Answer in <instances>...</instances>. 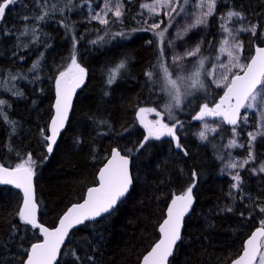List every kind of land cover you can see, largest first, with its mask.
<instances>
[{
    "label": "trees",
    "instance_id": "1",
    "mask_svg": "<svg viewBox=\"0 0 264 264\" xmlns=\"http://www.w3.org/2000/svg\"><path fill=\"white\" fill-rule=\"evenodd\" d=\"M148 1L127 0L123 16L113 22L110 15V23L103 25L87 17L88 4L98 8L102 0H18L6 9L0 26V100L5 101L0 107L7 120L15 122L13 131V126L0 118V164L16 167L31 153L41 223L54 227L71 204L84 198L86 190L97 184V173L113 148L123 154L126 149L133 150L129 154L133 190L113 212L72 231L58 264H139L159 238L158 228L169 202L193 182V171L197 174L194 208L185 218L182 239L169 264H229L264 219L255 207L264 206V173L241 170V187L233 189L232 177L221 173L222 161L214 145L218 136L200 143L182 130L177 136L183 150L177 149L173 140L161 137L136 151L146 136L137 118L139 108L162 110L169 101L160 91L162 73L156 65L163 55L156 36L134 24L141 4ZM44 11L48 13L44 20L35 19ZM229 11L243 14L241 28L259 25L255 36L239 34L242 55L249 60L255 47L264 44V0H218L217 13ZM210 26L205 54L212 52L216 39V23ZM25 28L28 34L21 35ZM33 28L38 40L32 35ZM119 32L127 35H115ZM73 52L87 70L88 80L76 96L67 128L50 156L41 130L48 135L55 81L70 65ZM36 61L39 67L32 71ZM121 61L126 67L113 84H107L110 71ZM147 71L153 72L151 80ZM208 91L209 95L201 91L185 96L175 119L196 126L200 121L193 117L200 106H214L223 94L214 88ZM238 124L246 147L251 125L242 119ZM244 125L246 129H242ZM229 129L224 125L221 134ZM243 151L237 150L239 155ZM22 198L19 190L0 186V264H23L27 250L41 240L39 230L17 216ZM72 249L79 261L69 255Z\"/></svg>",
    "mask_w": 264,
    "mask_h": 264
},
{
    "label": "snow or ice",
    "instance_id": "2",
    "mask_svg": "<svg viewBox=\"0 0 264 264\" xmlns=\"http://www.w3.org/2000/svg\"><path fill=\"white\" fill-rule=\"evenodd\" d=\"M187 2L188 0H152L151 3L141 4V8L147 9L151 16H157L161 11H164L168 20L167 22L159 20L148 25L147 28L140 29V31L152 32L159 38V42L163 43L165 33L172 26L175 16L184 13V5ZM16 3H18V0H0V20H3L6 9H9L10 6H14ZM196 7L200 9L199 14L195 16L193 23L185 25L182 31L176 33L177 39L187 35L192 29H196L201 25L206 26L208 17L212 16L215 12L216 0H198ZM109 13L115 18L113 22L118 21L124 14L123 0H104L103 7L91 19L98 21L100 24L108 25L110 23L108 19ZM47 15V11H44L35 19L42 21ZM233 17L237 18V20L244 19L243 14L237 11H229L221 19L230 22ZM24 19L27 20L29 18L24 17ZM61 23L63 24V21ZM165 23L166 26L161 28V25ZM220 27L226 35L220 42L219 53L227 55V63H218L206 69L205 63L208 58L200 55V44H197L194 49L186 50L182 56L177 55L171 58L172 63L176 65L177 74L175 77L164 63L163 57L161 56L160 60H158L156 67L162 73L159 80L160 91L161 93H166L170 100V103L163 106V112L168 115L171 123H165L162 113L157 111L156 108H139L137 113L139 122L147 130V135L144 137L143 142L139 144L136 151L144 148L149 140H159L163 136L172 137L175 141V147L183 150L180 137L176 134L177 127H182L183 122L173 117V107L180 108L184 97L192 95L193 90H203L204 80L202 77L214 76L218 67L221 71L219 80L210 82L216 83L218 87L223 85L226 90L214 107H209L207 103L201 105L199 112L193 119L203 121L206 117H221L227 124L234 126L231 131L236 133L235 126L238 122L241 119L247 120L246 115L241 118V109L259 112L261 123L258 131L256 133H248L250 138L248 158L239 163L233 161L226 167L229 169L244 168L250 161H255L256 157L252 150L253 142L256 141L257 136H264V47H255V54L248 58L249 62L246 64L240 63V52L243 49V43H230V39L235 41L233 30L224 24H221ZM258 27L259 25H250L247 28L239 29V31L248 32L252 36H255ZM65 28L70 30L68 25H65ZM133 31L137 30L134 29ZM28 32L29 29L25 28L21 35H26ZM31 32L34 39L38 40V37L35 35L36 29H31ZM115 35L124 37L127 34L119 32ZM92 43H96V41H92ZM168 44L172 45L173 42L168 41ZM73 48H75L74 37ZM188 57H198V59L192 64V70L187 75H179L184 70L181 61ZM217 60L219 61V57H217ZM38 67L39 61H36L33 63L31 70L34 71ZM125 67V62L121 61L112 69L109 73L107 84H113L120 70ZM233 69H237L238 71H233ZM241 72L243 73L242 75L240 74ZM229 73H231V79H229ZM85 75L86 70L77 63L75 53L73 52L71 64L65 71L59 73L55 81V116L50 122V134L45 135L44 131L41 130L42 141L48 154L52 153L53 146L57 142V137L65 127L68 113L71 109L72 96L75 89L83 83ZM145 75L151 80L153 72L147 71ZM12 79L15 80L16 77H12ZM258 86L260 87L258 88ZM16 94L22 95V93ZM4 104L5 101L0 100V106ZM150 113H155L159 118L147 121L145 114ZM0 118L11 124L13 131H15V122L7 120V115L3 112L2 107H0ZM101 123L105 122L101 121ZM203 128L204 130L198 133L201 140L207 139L208 132L216 131L214 128H209L207 123L203 125ZM227 146L232 148L244 147V145L238 144L236 139L230 140ZM132 151V149H126L125 154H121L119 148H113L111 159L107 161L99 172V187L88 188L87 198L84 199L83 203L73 204L69 207L59 219L58 225L54 228L45 227L38 222V205L33 186V176L35 174L33 169L34 161L32 160L31 153L28 154L24 163L17 165L13 169L0 166V182L14 184L17 188L23 190V206L18 211L17 216L25 225H30L33 229H38L43 234V241L32 244L30 249L27 250V258L23 261V264H57V258L61 255V248L65 245V240L68 238L71 229L83 224L85 221L95 220L97 217H101L102 214H110V210L114 208L121 197L125 196L132 185L133 180L129 170V154ZM184 155H187L186 150L184 151ZM258 170L264 173V162L259 165ZM252 171L255 172L257 169H253ZM196 178L197 174L193 171V182L181 194L174 195L167 208V217L159 225L158 230L162 234L161 238L143 257L142 264H168V258L172 255L173 249L177 242L182 239L181 229L184 217L189 213L194 202L193 188L196 186ZM232 180L234 183H232L231 187L233 189H240L242 178L239 172L232 176ZM229 194L231 195V193ZM255 207L261 214H264V206L257 204ZM226 211L231 212L232 208H227ZM251 215L252 212L250 211L249 217ZM241 216H243V213H241ZM262 249H264V219L259 221V227L244 241L241 254L236 259L231 260L230 264H264V251ZM69 255L74 257L76 261L80 259L74 249L69 251Z\"/></svg>",
    "mask_w": 264,
    "mask_h": 264
},
{
    "label": "rangeland",
    "instance_id": "3",
    "mask_svg": "<svg viewBox=\"0 0 264 264\" xmlns=\"http://www.w3.org/2000/svg\"><path fill=\"white\" fill-rule=\"evenodd\" d=\"M126 1L127 0H123V9L125 8V2ZM151 2H152V0H149L148 2H145V3H151ZM217 2H218V0H216L215 12L212 16L208 17V23L206 26L201 25L196 29H192L191 31H189L187 33V35H184L182 38L177 39L176 33L178 31H182V29L184 28L185 25L193 23L195 16L198 15L200 12V9L196 7V5L198 4V0H188L187 4L184 5V13H181V15H179V16H175V14H174L175 18L173 20L172 26L169 27L167 32L165 33V38H164L163 43H160L159 38L156 37L158 45L160 46L161 51H162L164 63L166 64V66L168 67L170 72L173 71L172 73H173L174 77L177 74L176 73V65H174L172 63L171 58L173 56H177V55L182 56L186 50L194 49L197 44H200V47H201L200 55L208 58L206 60V63H205L206 69H208L211 65H217L218 63H227L228 62L227 55L219 53L220 42L225 38V35H226L220 27L221 24H224V25H226V27L233 30V35L235 36V41L230 39V43L240 42L239 34L241 31H239V29H241V27H240L239 20H237V18H235V17H233L232 21H230V22L225 20V19H221V17H224L226 14L222 15L220 13H217ZM103 5H104V0H102V3L100 5V7H98V8H95L93 5L88 4V7H87L88 19L93 20V19H91V17L93 15H95L96 12H99L100 9L103 7ZM185 13H187V15H185ZM110 15L112 16L111 13H109V16ZM109 16H108V18H109ZM159 20H164L165 22H167L168 17L165 15L164 11H161L159 13V15H157V16H151L147 9L140 8V11H139L138 15L136 16L134 24L137 27V29H144V28H147L148 25H150L154 22H158ZM211 22H215L216 26H217L216 36H215L216 39H215V43H214L213 48L210 49V51H212V52L205 54V52L203 51V46H204V42L206 41V39L210 33V28H211L210 23ZM165 26H166V23L162 24L161 28H164ZM189 38H191V40L187 41ZM168 41H172L173 44L169 45ZM204 50H205V48H204ZM217 57H219V61L217 60ZM196 59H198V57H196V58L188 57L185 60L181 61V64H182L184 70L181 71L179 73V75H187L192 70V64H194L196 62ZM248 61L249 60L244 58V56L242 55V51H241L240 52V63L246 64V63H248ZM78 64L80 65V63H78ZM233 71H238V70L233 69ZM220 76H221V71L217 67L214 76L202 77V79L204 80V89L200 90V91L193 90L192 94H196L198 92L205 91V93H207L209 95L210 92L208 90L211 89V91H212L213 88L215 91H221L222 90L224 92L225 88L223 85H220L218 87L216 85V83L210 82V81H214V80L218 81ZM229 79H231V73H229ZM208 85L210 86V88ZM211 96H213V94ZM187 97L188 96H186V98ZM183 101H184V99H183ZM168 103H170V100L168 101ZM181 107H182V105H181ZM181 107L178 109L173 107V117L174 118L176 115L175 113H177V111L180 110ZM244 110H245L244 114L247 116V120L242 119V121H244L245 125H247V124L251 125L247 129V137H248V141H249L250 138L248 136V133L249 132L256 133L260 127L261 121H260L259 112L255 111V110H248V109H244ZM157 111L162 113L165 123H169V124L171 123L170 118L168 117V115L166 113L163 112V109L162 110L157 109ZM145 115H146L147 121H153V120H156L159 118V117H157V115L155 113H150V114H145ZM243 117H241V118H243ZM137 118H139L138 115H137ZM252 120L254 121L255 125H253ZM205 123H207L209 125V128H214V129H216V131L215 132H208L207 133V139L201 140L199 138L198 133L200 131L204 130L203 125ZM224 125L225 124H224L223 119H219V120H215V121L204 119L203 121H200L194 127L185 126V124L183 123L182 127H179V126L177 127L176 134H178V132L182 131V130H184V132H190L191 134L196 136L197 140L200 143H206L209 141L210 138H212V137L217 138V136H218L217 143L214 145L216 146L218 156L222 161V169H221L222 174L229 175L232 177L237 172H240L243 169H248L250 171H252L253 169H257V171H259L258 170L259 165L262 162H264V136H257L256 141L253 142L252 150H253L254 155L256 157L255 161H250L247 165H245L244 168L238 167L236 169H229L226 167L229 163H231L233 161L239 163V162H242L243 160L248 158L249 142H248V145L245 147V144L243 143V140L241 138L242 131L238 128L239 124L236 126V133H233L231 131V129H232L231 128L227 132H224L223 134H221ZM245 125L243 126L242 129H246ZM146 135H147V130H146ZM223 135H225L224 139L222 138ZM232 139H236L238 144L244 145V147H235V148L228 147L227 145H228L229 141ZM241 149L244 150L243 155H239L237 152V150H241ZM262 251H264V249H262Z\"/></svg>",
    "mask_w": 264,
    "mask_h": 264
},
{
    "label": "water",
    "instance_id": "4",
    "mask_svg": "<svg viewBox=\"0 0 264 264\" xmlns=\"http://www.w3.org/2000/svg\"><path fill=\"white\" fill-rule=\"evenodd\" d=\"M5 14H6V12H5ZM4 17H5V16H4ZM4 17H3V20H4ZM3 20H0V26H1L2 22H3ZM259 47H264V44L261 45V46H259ZM254 54H255V50H254L253 55H254ZM248 62H249V61H248ZM85 70H86V69H85ZM240 74L242 75L243 73L241 72ZM87 80H88V72H87V70H86V75L84 76L83 83H82L78 88L75 89V92H74V94H73V96H72L71 109L69 110V113H68V120H67V122H66V124H65L64 129H62V130L60 131V134H59V136L57 137V142H56V144L53 146V151H52L51 154H49L50 156L53 154V152H54V150H55V148H56V145H57V143H58V141H59V139H60L61 134H62V133L65 131V129L67 128V125H68V123H69V120H70V117H71V114H72V111H73V106H74V102H75L76 96H77L78 93L83 89V87L86 85ZM259 87H260V86H258V88H259ZM225 90H226V89H225ZM225 90H224V91H225ZM54 92H55V96H54V101H53V115H52V117H51V119H50V121H49V125H48V134H50V133H49L50 122H51V120L53 119V117L55 116L56 87H55ZM223 94H224V92H223ZM223 94H222L220 97H222ZM219 100H220V98L218 99L217 103L219 102ZM214 106H215V105H214ZM214 106H212V107H214ZM242 110H243V109H241L240 116L242 115ZM145 119H146V115H145ZM205 119L215 121V120H219V119H222V118H221V117H206ZM138 120H139V118H138ZM146 120H147V119H146ZM196 120H197V119H196ZM198 121H201V120H198ZM223 121H224V120H223ZM139 123H140V122H139ZM238 123H239V122H238ZM224 124H225L227 127H229V128H233V127H234V126H232V125L227 124L226 121H224ZM140 125L144 128V126H143L142 124H140ZM237 125H238V124H237ZM237 125H236V126H237ZM236 126H235V127H236ZM144 129H145V128H144ZM162 138H168V139H171V140L174 141V139H173L172 137L163 136ZM174 142H175V141H174ZM111 151H112V150H111ZM121 154H123V153L121 152ZM109 159H111V153H110V156L107 158V160L104 162V164L100 167V169H99V171H98V173H97V184H96V185H93V186H91V187H99V183H100V182H99V172H100V170L104 167V165L107 163V161H108ZM129 159H130L129 170H130V173H131V175H132V169H131V167H132V158L129 156ZM0 166H3V167H5V168H9V169H13V168H15V167L4 166V165H1V164H0ZM132 180H133V175H132ZM4 185H7V186H10V187H12V188H14V189L19 190V191L21 192V194H22V197H23V190H22V189L17 188L14 184H6V183H3V182H0V186H4ZM33 186H34L35 197H36L35 175L33 176ZM91 187H89V188H91ZM133 187H134V180H133V182H132V185H131L130 188H129V191L125 194V196L121 197L120 200H118V202H117V204L114 206V208H113L112 210H110V213L113 212V211L118 207V205H119L122 201H124V200L127 198V196L129 195V193L133 190ZM87 190H88V189H87ZM87 190H86V192H85L84 198H83L80 202H76V203H73V204L83 203L84 199L87 198ZM177 195H179V194H177ZM193 197H194V193H193ZM172 199H173V198H172ZM172 199H171V200H172ZM36 202H37V200H36ZM170 203H171V201L169 202L168 206L170 205ZM73 204H71L69 207H71ZM194 204H195V199H194V202H193V205H192L191 210H190L189 213L186 214L185 217H184L183 227H182V229H181V237H182V235H183V231H184L185 218L191 214V212H192V210H193V208H194ZM37 205H38L37 218H38V222L41 223L40 220H39V204L37 203ZM22 206H23V198H22V203H21L20 209H21ZM69 207H68V208H69ZM68 208H67V209H68ZM167 208H168V207H167ZM67 209L63 212V214L67 211ZM63 214H62V215H63ZM107 214H108V213L102 214L101 217H97L95 220L85 221L83 224L75 226L73 229H71V230L69 231L68 238H69V236H70V234H71L72 231L78 229L79 227L85 225V224L88 223V222H95V221L99 220L100 218L104 217V216L107 215ZM62 215L59 217V219L62 217ZM166 217H167V209H166L165 218H166ZM165 218H164V219H165ZM59 219H58V222H59ZM164 219H163V220H164ZM58 222H57V224H56L54 227H56V226L58 225ZM162 222H163V221H162ZM162 222H161V223H162ZM161 223H160V224H161ZM41 224H43V223H41ZM43 225H44L45 227H48V226L45 225V224H43ZM54 227H48V228H54ZM158 229H159V228H158ZM158 231H159V230H158ZM39 233H40V235H41V240H39V241H37V242H34V243H39V242H42V241H43V234H42L40 231H39ZM161 235H162V234L159 233V238H158V240H157L155 243H157V242L159 241V239L161 238ZM68 238H66V240H65V245H66V243H67V241H68ZM179 242H180V241H178L177 244H178ZM34 243H33V244H34ZM155 243L153 244V246L155 245ZM177 244H176V246H177ZM65 245H63L62 248H61V254H62V251H63ZM153 246H152V247H153ZM176 246H175V248H176ZM152 247H151V248H152ZM151 248H150V249H149V250L143 255V257H144V256H145V255L151 250ZM175 248L173 249V253H172V255L168 258V264L170 263V260H171L173 254H174ZM29 249H30V248H29ZM240 254H241V253H240ZM240 254H239V255H240ZM239 255H238V256H239ZM238 256H237V257H238ZM60 257H61V255L57 258V264L59 263ZM143 257L141 258L139 264H142ZM237 257H236V258H237ZM26 258H27V257H26ZM236 258H234V259H236ZM25 260H26V259H25ZM229 264H230V263H229Z\"/></svg>",
    "mask_w": 264,
    "mask_h": 264
}]
</instances>
